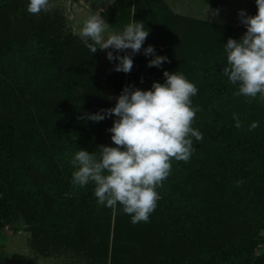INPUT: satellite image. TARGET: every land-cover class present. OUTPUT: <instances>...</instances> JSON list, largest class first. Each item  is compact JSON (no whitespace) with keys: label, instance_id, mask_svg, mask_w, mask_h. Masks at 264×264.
I'll use <instances>...</instances> for the list:
<instances>
[{"label":"trees","instance_id":"obj_1","mask_svg":"<svg viewBox=\"0 0 264 264\" xmlns=\"http://www.w3.org/2000/svg\"><path fill=\"white\" fill-rule=\"evenodd\" d=\"M203 1L215 9L227 2ZM28 2L0 0V230L23 221L35 239L105 264H264L256 254L264 245V98L236 95L222 72L224 44L246 26L182 16L165 0H133L127 10L149 35L117 89L147 90L164 82V70L182 72L198 88L192 127L203 134L192 138L189 160L172 159L149 219L132 223L119 203L97 202L94 183L71 182L79 148L99 156V146H115V115L86 119L116 103L102 85L100 49L91 53L65 32L63 18L28 12ZM149 44L168 57L161 67L148 66Z\"/></svg>","mask_w":264,"mask_h":264},{"label":"clouds","instance_id":"obj_2","mask_svg":"<svg viewBox=\"0 0 264 264\" xmlns=\"http://www.w3.org/2000/svg\"><path fill=\"white\" fill-rule=\"evenodd\" d=\"M255 4V15L238 10L247 30L239 40L230 37L224 44L227 66L222 72L237 86L236 95L264 98V0H255ZM50 7L51 0H29L27 11L38 14ZM109 27L100 13L93 12L83 21L80 35L91 53L98 48L119 50L115 55L107 51V58L117 61L115 71L130 72L132 57L141 51L149 29L143 21L133 19L120 30L109 31ZM126 49L131 53L119 54ZM143 54L152 56L148 66L161 67L168 61L166 55H157L151 44L143 48ZM163 76V83L154 81L147 90L125 86L114 107L88 114L86 119L92 121L115 115L108 129L115 146H99V156L79 148L71 159L72 184L84 187L94 183L97 202L106 207L119 203L132 223L147 221L155 210L159 199L156 189L169 176L172 159L189 160L192 138L203 139L192 127L199 106H194L191 98L198 88L180 71L164 70Z\"/></svg>","mask_w":264,"mask_h":264},{"label":"rangeland","instance_id":"obj_3","mask_svg":"<svg viewBox=\"0 0 264 264\" xmlns=\"http://www.w3.org/2000/svg\"><path fill=\"white\" fill-rule=\"evenodd\" d=\"M165 2L176 14L236 28L245 26L241 22L238 10L244 9L246 14H249L252 4L251 0H227L221 9H215L203 0H165ZM120 3L123 8L125 7L123 13L114 11ZM127 3L123 5L119 0H51V7L43 11V14L51 18H63L64 31L73 33L85 42V38L80 35V30L83 21L90 14L100 13L110 25L109 31L120 30L132 20L127 10L129 8L133 10V0ZM129 50L126 49L119 54L129 53ZM107 51H113L115 55L119 50L111 48L99 50L103 88L111 86L110 98L116 99L121 94L116 87V81L118 82V77L123 71L114 70V64L117 61L110 62L106 55ZM124 75L126 84L127 73ZM262 253H264V245L256 252L257 255ZM0 264H105V262L103 260L96 262L84 252L55 248L48 242L35 239L28 230V226L23 221H19L15 226H6L0 230Z\"/></svg>","mask_w":264,"mask_h":264}]
</instances>
